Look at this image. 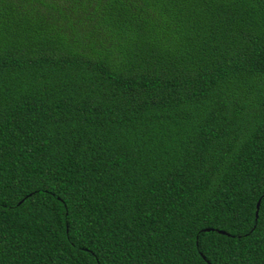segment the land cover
<instances>
[{"label": "trees", "instance_id": "trees-1", "mask_svg": "<svg viewBox=\"0 0 264 264\" xmlns=\"http://www.w3.org/2000/svg\"><path fill=\"white\" fill-rule=\"evenodd\" d=\"M0 264H264V0H0Z\"/></svg>", "mask_w": 264, "mask_h": 264}, {"label": "water", "instance_id": "water-1", "mask_svg": "<svg viewBox=\"0 0 264 264\" xmlns=\"http://www.w3.org/2000/svg\"><path fill=\"white\" fill-rule=\"evenodd\" d=\"M257 210H258V203H257V205H256V213H255V216L257 217ZM220 233H222V234H224V232L223 231H219Z\"/></svg>", "mask_w": 264, "mask_h": 264}]
</instances>
